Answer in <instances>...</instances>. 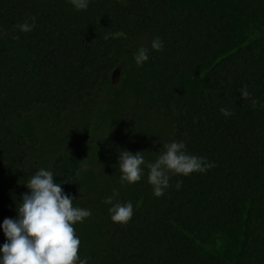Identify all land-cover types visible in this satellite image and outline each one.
<instances>
[{
  "label": "trees",
  "instance_id": "16d2710c",
  "mask_svg": "<svg viewBox=\"0 0 264 264\" xmlns=\"http://www.w3.org/2000/svg\"><path fill=\"white\" fill-rule=\"evenodd\" d=\"M204 1L213 8L90 0L76 11L68 0H0V223L15 217L28 191L24 184L40 168L51 170L57 183L67 181L61 187L69 194L109 160L121 135L115 104L124 81H113L112 74L122 64L123 75L172 124L160 152L164 143L183 141L188 153L215 167L171 176L161 197L148 183L140 186L132 218L114 223L93 264H264V43L247 41L214 56L234 37L229 13L264 30V0ZM26 17H35V27L20 32L15 25ZM156 36L162 51L150 48ZM141 46L149 48V59L137 67L133 54ZM182 71L202 75L204 88L187 92ZM245 87L250 98L242 100ZM91 94L96 101L80 145L67 146L49 167L27 165V140L11 119L35 104L48 105L58 117ZM221 107L233 114L223 116ZM92 133L103 138L102 150L93 147ZM231 229L239 241L230 259L204 245L207 235ZM4 241L0 231V245Z\"/></svg>",
  "mask_w": 264,
  "mask_h": 264
},
{
  "label": "rangeland",
  "instance_id": "374dc122",
  "mask_svg": "<svg viewBox=\"0 0 264 264\" xmlns=\"http://www.w3.org/2000/svg\"><path fill=\"white\" fill-rule=\"evenodd\" d=\"M171 4L185 5L194 9L213 8L212 4L204 0H166ZM111 5L113 0H105ZM235 26V34L231 40L221 42L214 51L218 56L226 51L236 49L245 42L255 40L260 45L264 43V30L240 15L229 13ZM122 64L114 70L112 79L115 82L124 76V81L116 95L115 108L119 111L121 135L109 160L96 167L84 179L81 186L69 193L75 200L73 206L91 210V216L82 223L74 225L75 233L80 237L78 255L87 258L93 264L97 249L109 238L114 222L110 220L108 208L110 205L103 203L105 197L110 196L115 189L120 202L131 201L133 208L138 205L139 188L147 184L145 175L141 180L132 185L121 186L119 184L120 173L118 171L117 155L120 149L132 153L143 151L146 161H154L159 155L163 139L172 130V124L156 113L146 100L140 86L128 74L123 75ZM105 75H101L103 79ZM100 78V79H101ZM180 84L187 92H193L204 88L202 75H191L185 71L180 73ZM95 94H91L84 100L68 107L60 116H55L51 107L45 104H35L21 115L11 119L16 133L27 140L25 163L27 165L50 166L53 159L65 151L69 145H80L79 133L81 129H88L87 122L92 117ZM92 145L97 150L103 148V138L99 134L91 136ZM115 202V201H114ZM239 233L231 229L223 233H212L206 236L204 245L211 247L223 259H230L237 247Z\"/></svg>",
  "mask_w": 264,
  "mask_h": 264
},
{
  "label": "clouds",
  "instance_id": "9594fccd",
  "mask_svg": "<svg viewBox=\"0 0 264 264\" xmlns=\"http://www.w3.org/2000/svg\"><path fill=\"white\" fill-rule=\"evenodd\" d=\"M76 11L86 10L90 0H68ZM30 21V22H29ZM35 27V17H26L23 23L15 25L20 32H30ZM154 51H162L164 42L154 37L150 42ZM149 59V48L141 46L133 54L137 67L143 66ZM242 100L250 98L247 88L240 90ZM253 99V106L256 105ZM220 113L229 117L233 113L224 107ZM162 151L154 161H146L143 151L132 153L120 149L117 155L119 184L132 185L141 180L147 169L146 180L155 197H161L169 188L171 176H188L192 173L204 174L215 163L206 157L190 154L183 141L173 140L164 143ZM54 179L51 170L40 168L26 182L28 191L20 196L15 206L14 218H5L0 223L5 241L0 245V264H88L87 258L78 255L80 237L76 235L74 225L82 223L91 216L90 209L73 206L75 200L64 193L61 184ZM182 182L177 181V190ZM119 193L113 189L103 203L110 205L108 213L114 223L127 224L133 216V203L120 202ZM115 201V202H114Z\"/></svg>",
  "mask_w": 264,
  "mask_h": 264
}]
</instances>
